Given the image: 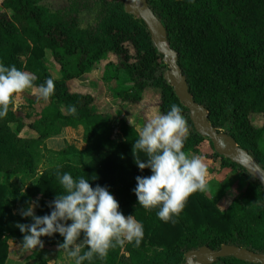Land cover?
<instances>
[{"label": "trees", "instance_id": "obj_1", "mask_svg": "<svg viewBox=\"0 0 264 264\" xmlns=\"http://www.w3.org/2000/svg\"><path fill=\"white\" fill-rule=\"evenodd\" d=\"M148 2L165 25L169 45L177 51L189 90L207 108L210 122L228 131L264 168V0ZM94 3L98 5L96 23L80 26L81 7ZM47 50L59 65L60 76H54L45 65ZM109 54L115 62L109 60L107 65L123 69L127 75L120 80L127 84L113 90L120 105L139 106L144 90L156 87L160 114H166L176 104L186 118L189 135L182 150L198 152L205 139L213 149L211 141L194 130L188 109L163 78L167 65L146 25L140 17L125 12L123 0H72L68 7L57 10H50L40 0H0V64L15 65L33 74L37 87L49 78L55 83L47 105L35 107L30 102L21 117L10 106L7 116L0 118V171L19 175L22 184L31 181L25 193L30 203L37 204L36 216L51 213L49 204L63 194L57 174L69 173L74 179L84 177L93 188L106 186L118 201L119 210L125 216L133 215L143 225L139 247L125 242L110 249L105 259L94 257L83 264H182L188 249L202 245L216 249L223 243L264 252V186L214 149L222 168L243 174L242 188L225 207L220 208L207 193L197 191L187 199L180 215L174 217L175 223H166L158 218V207L146 210L138 204L133 191L136 177L151 175V169L141 171L134 162L132 149L139 133L133 121L145 119L142 112L148 105L139 106L143 110L133 120L128 116L119 118L129 135L112 140L111 113L94 107V92L72 87L78 77ZM70 106H75L74 114ZM252 114L263 119L261 125L252 122ZM25 118L35 133H22ZM66 127L82 130L85 148L69 144L59 152L86 151L89 158L79 165L63 161L39 172L41 152L36 146ZM138 156L147 159L143 152ZM17 192L0 182V264H6L11 242L22 247L25 233L16 227L17 223L34 222L20 212L14 213L6 202L9 196L12 201L17 199ZM41 240L44 245L58 246L64 238L54 233ZM212 264L255 263L224 256Z\"/></svg>", "mask_w": 264, "mask_h": 264}, {"label": "clouds", "instance_id": "obj_2", "mask_svg": "<svg viewBox=\"0 0 264 264\" xmlns=\"http://www.w3.org/2000/svg\"><path fill=\"white\" fill-rule=\"evenodd\" d=\"M36 77L19 70L15 65L0 64V118H5L10 106L18 109L19 94L35 87L38 98L47 101L54 94L55 83L49 78L45 84L34 85ZM71 113L76 112L70 106ZM189 135L186 118L181 108L172 104L166 114L153 116L139 131V138L133 145L134 162L143 171L151 169L149 176H137L133 189L138 204L146 210L159 208L157 216L163 222L175 223L174 217L183 211L187 199L195 192L207 190V165L198 155L183 151L184 141ZM138 152L146 154L140 159ZM146 160V162H145ZM63 194L50 204L48 215L36 216V202L20 210L23 217H31V224L17 223L16 227L25 233L22 242L24 250L44 247L41 237L59 233L67 257L75 264H83L94 257L103 260L110 249L123 246L125 242L139 247L143 236V225L133 215L125 216L119 210V203L108 188L91 186L87 179H74L69 173L59 174ZM71 221L70 224L67 222ZM84 234L81 243L78 238ZM87 249L86 251L82 250Z\"/></svg>", "mask_w": 264, "mask_h": 264}, {"label": "rangeland", "instance_id": "obj_3", "mask_svg": "<svg viewBox=\"0 0 264 264\" xmlns=\"http://www.w3.org/2000/svg\"><path fill=\"white\" fill-rule=\"evenodd\" d=\"M72 0H40V3L45 5L50 10L63 9L68 7ZM98 5L94 3L91 7H81L79 13V24L82 27L87 25H93L96 23V12ZM112 60L115 62V58L112 54H109L107 58L101 59L96 62L90 70L82 74L80 77L75 80L74 84L72 83L73 88L86 87L92 92L95 93L96 98L94 101V107L99 110H103L111 113L113 119L110 124V136L112 140L121 139L126 135H129L123 126L118 122L121 118L122 113L130 109L127 113L128 118L133 120L137 116V112L141 113L145 105H148V109L142 112V118H137L133 121L135 129L139 133L142 127L150 120L153 116L160 114L158 109V98H159V89L156 87L147 88L142 93L141 103L139 106L134 107L132 104L122 106L118 102V98L114 95V87L123 86L127 83L120 82L127 77L123 69H115L111 65H107V62ZM45 65L49 68L54 76H60L59 65L52 59L49 51H46V54L43 58ZM82 89V88H80ZM19 108L15 109L16 115L21 117L23 114L30 108V102L34 103L35 107L44 106L49 103L47 101L38 98V93L36 92L35 87L33 89L25 90L23 93L19 94ZM130 115V117H129ZM149 116V118H148ZM252 122L259 126L262 124L263 119L256 115H251ZM29 119L25 118L26 126L22 132L34 133L28 126ZM62 135H55L40 140L39 144L36 146L37 149L41 152V159L38 165V171L40 172L43 168L56 165L63 161H69L74 164H81L86 161L89 156L86 151L76 152V153H60L59 150L65 146L71 144L76 148L84 149L85 142L82 139V130L80 128H71L67 127L66 131ZM186 154L189 155H198L203 157L204 163L207 165V190L209 196L217 203L220 208H223L232 196L237 193L240 188L243 186V174L239 171H234L231 169L222 168L220 166V160L217 156L214 155L213 149L211 148L208 140H203L199 146L198 152L187 151ZM17 176V175H16ZM9 174L0 171V182H7L9 179ZM20 179L19 175L17 176ZM28 186L31 184L30 180L25 182ZM12 192H17V199L22 204V207L18 210H22L29 206L30 198L28 194L22 191H19L16 181L13 182ZM234 187V188H233ZM20 189H25L24 187ZM211 192V194H210ZM12 196H9L6 199V202L10 205L11 208H15L12 204ZM124 253V252H123ZM184 263V262H183Z\"/></svg>", "mask_w": 264, "mask_h": 264}, {"label": "water", "instance_id": "obj_4", "mask_svg": "<svg viewBox=\"0 0 264 264\" xmlns=\"http://www.w3.org/2000/svg\"><path fill=\"white\" fill-rule=\"evenodd\" d=\"M123 8L128 14L140 17L146 25L154 46L167 65L162 74L163 78L171 84L179 101L188 109L194 130L211 141L216 153L242 166L264 186L263 166L249 150L240 146L228 131L215 127L208 118L207 108L194 99L186 75L178 63L177 51L169 45L166 27L151 8L148 0H123ZM19 185L22 186V183L19 182ZM224 256H234L250 263L264 264V252L229 243H223L216 249L207 245L188 249L182 264H212Z\"/></svg>", "mask_w": 264, "mask_h": 264}, {"label": "crops", "instance_id": "obj_5", "mask_svg": "<svg viewBox=\"0 0 264 264\" xmlns=\"http://www.w3.org/2000/svg\"><path fill=\"white\" fill-rule=\"evenodd\" d=\"M129 110L130 109H127V111L123 112L121 117H127L128 116L127 113L129 112ZM66 128H64L65 131H66ZM63 132L64 130L58 135H62ZM22 133H26V132H22ZM9 176H10L9 179L6 182L9 188L12 190L13 188L12 184L14 181H16L19 191L24 192L25 189L22 190L20 188L22 187L26 188L29 183L27 184L25 183V184H22V186H20L19 182H21V180L18 179L16 175H9ZM204 192L209 195L208 192L206 191ZM12 202H13L12 204H14L15 206L14 209L12 208V211L14 213L20 212L18 211L22 207V204H20V201L18 199H15ZM226 205H224L223 207H225ZM83 239H84V234L81 233V236L78 238L77 243H81ZM6 264H75V261L74 259L68 258L64 250L59 249L58 246L44 245L43 248H40L39 246H37L36 249L24 250L21 246L18 245V243L11 242L9 245V252H8L7 259H6Z\"/></svg>", "mask_w": 264, "mask_h": 264}]
</instances>
